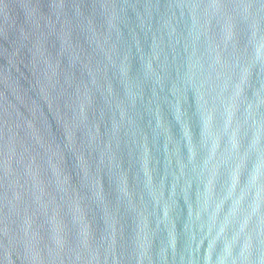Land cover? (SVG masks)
<instances>
[{
    "label": "water",
    "instance_id": "obj_1",
    "mask_svg": "<svg viewBox=\"0 0 264 264\" xmlns=\"http://www.w3.org/2000/svg\"><path fill=\"white\" fill-rule=\"evenodd\" d=\"M0 264H264V0H0Z\"/></svg>",
    "mask_w": 264,
    "mask_h": 264
}]
</instances>
